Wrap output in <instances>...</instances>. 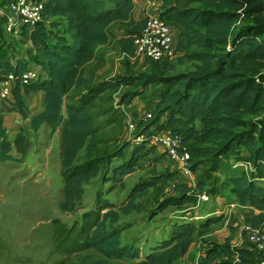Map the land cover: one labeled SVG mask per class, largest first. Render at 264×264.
Here are the masks:
<instances>
[{"label": "trees", "instance_id": "1", "mask_svg": "<svg viewBox=\"0 0 264 264\" xmlns=\"http://www.w3.org/2000/svg\"><path fill=\"white\" fill-rule=\"evenodd\" d=\"M160 1L159 16L183 27L175 45V50L182 51L176 62L192 60L193 68L176 71L171 58H147V70L103 78L67 101L64 111L66 94L85 80L83 67L94 56V44L108 40L110 22L121 21L118 47L127 55L134 54L133 37L144 23V18H130L134 0H44L41 19L21 25L17 37L24 46L22 53L14 56L8 54L0 14V77L8 72L19 74L29 62L38 64L36 68L42 71L25 84L15 79L7 107L29 118L33 129L46 123L52 132L60 126L62 210L71 211L80 205L83 183L102 168L105 171L110 166L108 179L115 181L135 171L139 160L155 149L152 134L164 130L181 136L189 160L205 152L201 143H209L214 156L245 148L252 168L229 174L228 181L237 202L254 209L246 221L259 225L264 220V121L247 122L243 115L264 109V73H259L264 70V0ZM241 19L249 22L236 26ZM151 83L161 88L150 117H140L137 123L134 136L140 135L141 140L131 145L127 156L124 149L128 141L111 151L93 152L96 128L89 108L99 95L120 85L132 86L120 95L121 103L129 104ZM37 89L43 90V108L30 114L24 95ZM27 145L28 136L22 130L12 139L8 137L0 116V160L14 159L13 149L24 154ZM83 148V158L77 160ZM114 157L124 159L111 165ZM159 159L160 155L152 157L150 175L132 185L124 203L109 200L98 189L94 206L83 210L79 220L67 226L54 218L55 247L65 252L92 247L106 257L138 259L131 264H174V259L187 250L195 231L207 228L221 215L210 216L199 225L192 220L175 221L170 235L157 239L146 251L136 244L122 243L120 214L141 211L140 195L151 188L161 195L155 200L157 211L171 205L195 204L197 193L204 187L202 180L195 185L173 181L171 171L156 169ZM218 162L219 158H213L214 167ZM235 254L239 264H256L252 247L226 248L220 244L206 246L198 264H233Z\"/></svg>", "mask_w": 264, "mask_h": 264}, {"label": "rangeland", "instance_id": "2", "mask_svg": "<svg viewBox=\"0 0 264 264\" xmlns=\"http://www.w3.org/2000/svg\"><path fill=\"white\" fill-rule=\"evenodd\" d=\"M5 0L0 1L4 5ZM249 22L248 19L236 21V26ZM117 30V29H115ZM174 30V29H173ZM107 43L96 46L94 60L84 67L85 80L79 86L72 87L64 98V103L76 99L89 86L106 77H114L119 73H134L147 70L148 59L137 54L127 55L119 49L116 33L111 31ZM175 42L179 35L175 30ZM264 38V34L261 35ZM8 54L20 55L24 46L19 37L4 36ZM182 51L176 50L172 61L174 70L193 68L194 61L183 60L176 62ZM29 62V67H37ZM40 73L41 69L37 68ZM264 73V70L259 73ZM132 86L120 85L103 91L89 108L93 124L96 128L95 147L93 152L111 151L116 145L130 142L125 150L128 155L131 145L138 142L134 134L139 128L137 123L145 112H151L155 103V85L145 88L148 93H141L134 104L121 103L120 95ZM3 108L9 110L7 103L2 102ZM14 111V110H9ZM7 117L9 134L12 137L22 130L28 136L27 150L24 154L12 150L14 159L0 160V264H131L137 258L106 257L92 247L75 252H65L55 247L53 232L54 218L67 226L79 220L81 212L95 204L96 191L101 189L103 196L122 204L126 201L132 185L150 175L153 166L152 157L163 155L162 148L155 145L153 152L139 160L135 171L126 174L121 180L108 179L110 166L107 170L99 171L95 176L83 183V194L80 205L74 210L60 208L63 197V177L61 175L60 126L51 132L48 124L33 129L28 118H23L17 111ZM135 119V127L127 124L129 114ZM13 114V113H11ZM150 117V116H148ZM147 117V118H148ZM243 118L249 121H264V109L257 113H246ZM153 128V126H152ZM15 132V133H14ZM14 133V134H13ZM13 136H12V135ZM149 146V145H148ZM205 152L197 159L188 160L186 168L170 161L167 157L156 163L158 171H171L174 180L189 185H195L197 180L204 182L203 189L197 193V202L184 203L182 206H168L155 210L156 195L151 188L140 195L137 200L141 203V211L132 210L120 214L119 224L122 226L120 241L140 246L146 251L157 238L168 237L170 226L175 221L192 220L199 225L206 218L220 214L218 221L207 228L199 227L194 235L193 247L185 254L178 255L175 264H194L201 261L200 253L208 245L220 244L226 248L236 246L252 247L241 231L242 225L250 212L241 206L235 195L230 191L229 174L249 172L252 168L249 152L245 148L230 152L228 155L214 156L209 143H201ZM84 148L78 153L77 160L83 158ZM213 158H219L218 166H213ZM124 158L114 157L112 164ZM195 166V170L191 166ZM105 173L106 177L103 178ZM173 192V191H172Z\"/></svg>", "mask_w": 264, "mask_h": 264}, {"label": "built area", "instance_id": "3", "mask_svg": "<svg viewBox=\"0 0 264 264\" xmlns=\"http://www.w3.org/2000/svg\"><path fill=\"white\" fill-rule=\"evenodd\" d=\"M44 0H5L0 5V14L4 18L3 30L6 35L17 37L21 25L24 23L33 24L41 19ZM175 40L172 24L164 21L158 13H148L144 18L143 26L139 33L133 37L134 54L141 55L152 60H163L175 56ZM39 70L36 67H27L19 74L8 72L0 77V101L7 103L11 100V90L16 78L21 84L39 77ZM264 86V81L262 82ZM129 114V113H128ZM151 112H145L141 117H148ZM130 128L135 127V119L131 115L127 118ZM137 141L141 136H134ZM152 142L160 146L170 161L186 168L189 160V151L183 144L178 134L169 131H156L151 136ZM246 239L252 245L256 264H264V220L259 225H252L246 222L242 225ZM233 264H239L240 258L237 254L233 257ZM194 264H198L195 262Z\"/></svg>", "mask_w": 264, "mask_h": 264}, {"label": "crops", "instance_id": "4", "mask_svg": "<svg viewBox=\"0 0 264 264\" xmlns=\"http://www.w3.org/2000/svg\"><path fill=\"white\" fill-rule=\"evenodd\" d=\"M160 8H161V1L160 0H134V6H133V8L130 11V18H133V19L145 18V16L148 13H159ZM172 26H173V29H174L173 31H174V40H175V37H176L175 30H176V34L179 35V33L182 31L183 27L179 23H173ZM122 28H123V25H122L121 21H119V20H114V21L110 22L109 25H108V30L109 31H114L116 33V36H115L116 37V41L122 35V32H121ZM115 29H117V30H115ZM111 36L112 35L110 34L108 40L111 38ZM108 40L106 42H102V43L101 42H97V43L94 44V47H93L94 56L92 57V59L87 61L84 64V66L87 63H90L92 60H94L95 54H96V52H95L96 46L100 45V44L107 43ZM175 44H176V42H175ZM148 68H149V65H148L147 69ZM151 85H155V88H156L155 91H154V93H155L154 100L156 101L157 94L160 91L161 85L160 84L151 83V84H148L145 88H149ZM142 93H148V92L145 91V89H144V91ZM139 95L140 94L136 95L129 104H134L135 102H137V97H139ZM24 97H25V101H26V104L28 106L30 114L37 113L38 111H40L43 108V102H42L43 90H41V89L31 90L28 93H26L24 95ZM62 110L63 111L65 110L64 101H63V104H62ZM11 113H13V114H11ZM14 113H16V112L15 111L5 110V108H3V106H2V103H0V116L2 118V125L6 127L7 135H8V137L10 139H12L13 137L11 138V136L9 134V126L7 125L9 121H7L6 119L10 115H12V116L15 115ZM43 124H46V123H43ZM160 151H163V149H161ZM166 157H167L166 154L163 153V155L160 156V159H165ZM241 206L246 207L248 209V211L250 212V214L254 211V209L251 206H249V205H241ZM160 238L161 237H159L157 239H160ZM193 243H194V241L192 240L190 242V244L188 245V248L185 251V254L188 253V251L193 247V245H194ZM175 260H176V258L174 259V264H175Z\"/></svg>", "mask_w": 264, "mask_h": 264}]
</instances>
